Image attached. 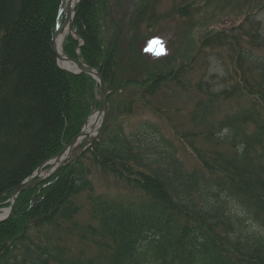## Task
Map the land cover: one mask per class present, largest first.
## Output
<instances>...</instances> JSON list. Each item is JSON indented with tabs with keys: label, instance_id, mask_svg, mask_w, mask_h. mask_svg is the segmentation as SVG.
<instances>
[{
	"label": "trees",
	"instance_id": "obj_1",
	"mask_svg": "<svg viewBox=\"0 0 264 264\" xmlns=\"http://www.w3.org/2000/svg\"><path fill=\"white\" fill-rule=\"evenodd\" d=\"M122 1L75 4L62 48L101 70L107 118L85 150L17 194L0 221V264H264V3L205 27L187 54L157 56L136 40L164 17L159 0L129 11ZM65 4L0 0V207L101 104L99 81L62 67L53 48ZM141 106L161 118L129 130ZM95 172L127 190L97 191Z\"/></svg>",
	"mask_w": 264,
	"mask_h": 264
},
{
	"label": "rangeland",
	"instance_id": "obj_2",
	"mask_svg": "<svg viewBox=\"0 0 264 264\" xmlns=\"http://www.w3.org/2000/svg\"><path fill=\"white\" fill-rule=\"evenodd\" d=\"M186 0H159L158 3V11L165 12L163 15L159 17H154L151 20L153 26H144L142 31L139 32L137 36V48L139 46L148 49V52H152L157 56L165 54L169 49L172 51L174 48L181 50V54L188 53V47L191 46V42L194 41L196 37H198L199 32L205 29V27H211L215 24L223 25H231L233 22H237V17L239 16L240 12L246 11L248 7L257 10L260 4L264 3V0H250L247 3V0H198V9L195 10L196 12L189 16V17H182L180 18L178 15L171 16L167 12L170 9L174 2H185ZM67 2V1H66ZM123 6L120 7L121 11L131 10L133 2L132 0L122 1ZM66 5V4H65ZM67 6V5H66ZM242 12V13H243ZM258 18L262 20V30L264 33V9L260 10L258 13ZM63 23V22H62ZM61 23V24H62ZM147 51V50H146ZM138 51L135 55H138ZM60 59H58L59 61ZM61 64V61H59ZM211 71L219 72L220 74L226 73V67L220 65L218 60L213 58V62L211 64ZM62 66V65H61ZM73 71V70H72ZM135 74H137L135 72ZM98 81V80H97ZM100 83V82H99ZM107 91V90H106ZM100 92V86H99ZM101 99V95H100ZM108 103V99H107ZM100 106V105H99ZM98 108V107H97ZM97 108L93 109L91 113L93 114ZM108 109V108H107ZM136 115L134 117L128 118L129 121L125 122L126 127L131 130L139 121L144 118H150L152 120H160V116L156 112H151L150 110L146 109L144 106H141L139 111H136ZM90 116V115H89ZM88 116V117H89ZM181 113L177 114V117H180ZM91 117V116H90ZM89 117V119H90ZM103 114L99 117L98 123L102 120ZM88 119V118H87ZM87 121V120H86ZM90 121V120H89ZM86 123V122H85ZM83 129V128H82ZM98 134L88 133V135L81 137L77 143L72 146L71 152L69 153L70 156L77 155V153L85 150V148L93 141L95 137H98ZM87 142V143H86ZM86 144V145H85ZM85 145V146H84ZM84 148V149H83ZM190 156L191 154L188 153ZM190 158H192L190 156ZM54 161V160H53ZM57 164L53 162V164L45 165L43 170L41 171V176H45L49 169L54 167ZM93 181L96 185L97 191H110L114 193H119L121 190H127V187L123 185L121 186V182L116 180L113 177H110L103 172H95L93 174ZM13 197L9 199L11 203ZM10 206H3L0 207V216L4 215L7 210H9ZM80 217L82 219H89V214L87 211V206L85 205L80 212ZM73 247L78 249L79 247L76 244L72 243ZM152 264V263H148Z\"/></svg>",
	"mask_w": 264,
	"mask_h": 264
},
{
	"label": "water",
	"instance_id": "obj_3",
	"mask_svg": "<svg viewBox=\"0 0 264 264\" xmlns=\"http://www.w3.org/2000/svg\"><path fill=\"white\" fill-rule=\"evenodd\" d=\"M79 0H67L66 5H67V11L65 14V19L63 21V23L61 24L60 27H58V30L56 31L54 37H53V48L56 51L57 54V58L58 59H62L65 58L67 60L70 61H75L77 63V68H75L73 71H88L90 72L95 78H97V80L100 82V92H101V100H100V106L97 108V110L95 111L97 114H99V116H101L103 114V118L102 120L99 122V127L96 133L94 134H98V132L101 131V129L104 126V123L106 121L107 118V108H108V103H107V99H108V92L106 91V85H105V81H103V77H102V72L98 67H93L89 64H87L85 61L81 60V59H76V58H72L70 55H68L66 52L64 54V57H62L59 53V51L57 50V44H56V37L63 31L65 32H72L73 27H72V22H73V18H74V13H75V7H76V3ZM68 68V67H66ZM69 70H72L70 68H68ZM90 116H92V113L89 114ZM89 116V117H90ZM89 117L86 121V123L84 124L83 129L77 134V136H75L74 139H72L70 142H68L66 144V146H64L62 148V150H60L59 152H57L52 158L48 159V161H45L43 164H41L40 166H38L35 170L34 173L31 174L30 176L26 177L25 179H23L22 182H20L19 184L13 186L12 188V195H13V200L10 204V208L8 210V213L5 215H1L0 216V221L4 220L5 218H7L13 210V204L17 198V194L23 190L26 186L32 185L36 182H40L42 180H45V178L49 177L50 175H52L53 173L56 172V169H58L61 165H63L67 160L66 158L69 157V153L71 152L72 146H74L77 141L83 137L88 135L89 131L87 130V125L89 124ZM95 126V125H93ZM86 145V144H85ZM84 145V146H85ZM84 149V148H83ZM51 160H54L53 162L57 164L49 169V172L45 175V176H41V171L43 170V168L45 167V165L49 162H51Z\"/></svg>",
	"mask_w": 264,
	"mask_h": 264
},
{
	"label": "bare ground",
	"instance_id": "obj_4",
	"mask_svg": "<svg viewBox=\"0 0 264 264\" xmlns=\"http://www.w3.org/2000/svg\"><path fill=\"white\" fill-rule=\"evenodd\" d=\"M65 34H66V32L63 31L56 37V39H57L56 40L57 50L59 51V53L62 57H64V54H65L64 49L62 48V44L64 41ZM59 61H61L62 66L68 67L72 70L77 68V63L74 60L70 61V60H67L65 58H62ZM99 117H100L99 114H97L96 112H94L92 114V116L90 117L89 124L87 125V130L89 131V133H96L97 132L98 127H99V125H98L99 124L98 123ZM93 125H95V126H93Z\"/></svg>",
	"mask_w": 264,
	"mask_h": 264
}]
</instances>
